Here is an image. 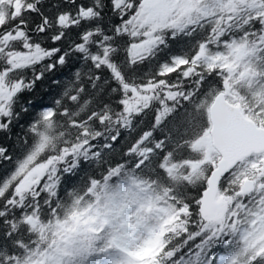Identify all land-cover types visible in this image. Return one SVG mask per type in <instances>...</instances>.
<instances>
[{
    "label": "snow or ice",
    "instance_id": "obj_1",
    "mask_svg": "<svg viewBox=\"0 0 264 264\" xmlns=\"http://www.w3.org/2000/svg\"><path fill=\"white\" fill-rule=\"evenodd\" d=\"M0 264H264V0H0Z\"/></svg>",
    "mask_w": 264,
    "mask_h": 264
}]
</instances>
